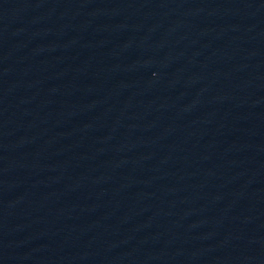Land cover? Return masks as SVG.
Returning <instances> with one entry per match:
<instances>
[{
  "label": "water",
  "instance_id": "obj_1",
  "mask_svg": "<svg viewBox=\"0 0 264 264\" xmlns=\"http://www.w3.org/2000/svg\"><path fill=\"white\" fill-rule=\"evenodd\" d=\"M0 264H264V0H0Z\"/></svg>",
  "mask_w": 264,
  "mask_h": 264
}]
</instances>
